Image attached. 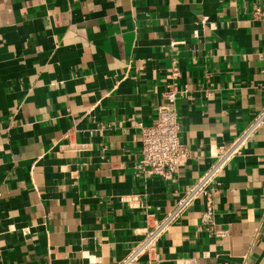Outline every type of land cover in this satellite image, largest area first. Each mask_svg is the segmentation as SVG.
<instances>
[{
  "label": "crops",
  "instance_id": "crops-1",
  "mask_svg": "<svg viewBox=\"0 0 264 264\" xmlns=\"http://www.w3.org/2000/svg\"><path fill=\"white\" fill-rule=\"evenodd\" d=\"M173 79L163 177L135 122ZM263 107L264 0H0V264H115ZM217 181L131 264H264V121Z\"/></svg>",
  "mask_w": 264,
  "mask_h": 264
},
{
  "label": "built area",
  "instance_id": "built-area-1",
  "mask_svg": "<svg viewBox=\"0 0 264 264\" xmlns=\"http://www.w3.org/2000/svg\"><path fill=\"white\" fill-rule=\"evenodd\" d=\"M255 13H261L260 9L257 8ZM172 73V77L178 73V67L175 63L172 66ZM185 90V88H179L174 79L171 80L163 91L164 101L158 106L155 119L148 124L142 121L135 122L139 126L141 133V157L138 166L147 167L149 173L170 177L188 157V148L182 141L179 133L180 124L177 119L176 110V98ZM263 121L264 107L249 124L241 129L230 145L216 153L215 159L197 182L180 198L176 208L151 230L146 231L141 241L115 264H131L141 253L153 248L157 238L166 229L168 224L197 195L205 197L207 209H210L211 197L215 191L213 186L218 183L217 176L220 170L233 153L237 152L245 141L258 129ZM225 232V229L215 230V233L219 235H224Z\"/></svg>",
  "mask_w": 264,
  "mask_h": 264
}]
</instances>
